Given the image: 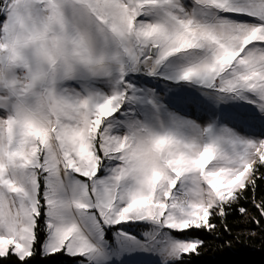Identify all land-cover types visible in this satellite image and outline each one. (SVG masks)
<instances>
[{
	"label": "snow or ice",
	"instance_id": "1",
	"mask_svg": "<svg viewBox=\"0 0 264 264\" xmlns=\"http://www.w3.org/2000/svg\"><path fill=\"white\" fill-rule=\"evenodd\" d=\"M262 170L264 0H0V264H190Z\"/></svg>",
	"mask_w": 264,
	"mask_h": 264
},
{
	"label": "trees",
	"instance_id": "2",
	"mask_svg": "<svg viewBox=\"0 0 264 264\" xmlns=\"http://www.w3.org/2000/svg\"><path fill=\"white\" fill-rule=\"evenodd\" d=\"M257 184L255 202L260 203L264 201V180H258ZM247 196V200H239L229 209L226 223L230 231H225L214 219L217 228L212 234L203 230L193 233L205 245L200 248V255L191 257L190 264H264V218L255 208L250 191ZM239 207H245L246 213L237 211ZM254 219L260 220L259 225ZM33 264H73V261L62 255L48 259L38 256Z\"/></svg>",
	"mask_w": 264,
	"mask_h": 264
},
{
	"label": "rangeland",
	"instance_id": "3",
	"mask_svg": "<svg viewBox=\"0 0 264 264\" xmlns=\"http://www.w3.org/2000/svg\"><path fill=\"white\" fill-rule=\"evenodd\" d=\"M148 228H149V226L148 225H146V224H139V225H137V224H133V225H131L127 230H129L132 234H134V235H138V237H139V235L143 232V231H146V230H148ZM145 259H146V257H144ZM73 264H74V262H73Z\"/></svg>",
	"mask_w": 264,
	"mask_h": 264
}]
</instances>
